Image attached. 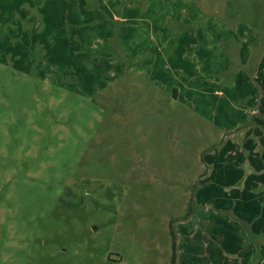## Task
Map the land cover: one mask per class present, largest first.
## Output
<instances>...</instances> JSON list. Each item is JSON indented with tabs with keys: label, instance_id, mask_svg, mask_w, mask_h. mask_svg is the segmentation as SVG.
Returning <instances> with one entry per match:
<instances>
[{
	"label": "rangeland",
	"instance_id": "374dc122",
	"mask_svg": "<svg viewBox=\"0 0 264 264\" xmlns=\"http://www.w3.org/2000/svg\"><path fill=\"white\" fill-rule=\"evenodd\" d=\"M180 1L264 28V0ZM3 19L0 264H264L263 152L214 146L186 93L112 81V57L64 74L74 59L20 43ZM183 48L191 61L196 45Z\"/></svg>",
	"mask_w": 264,
	"mask_h": 264
},
{
	"label": "crops",
	"instance_id": "0c3cea01",
	"mask_svg": "<svg viewBox=\"0 0 264 264\" xmlns=\"http://www.w3.org/2000/svg\"><path fill=\"white\" fill-rule=\"evenodd\" d=\"M168 1L0 0V13L15 19L20 43L44 56L47 50L56 61L58 55L74 59L64 63V74L92 76L112 57V81L128 75L145 89L166 86L176 101L186 93V106L213 130L214 146L226 151L234 141V157H250V147L264 155V28L200 20L189 2ZM73 41L79 42L75 55ZM188 41L196 45L191 61L184 55Z\"/></svg>",
	"mask_w": 264,
	"mask_h": 264
}]
</instances>
